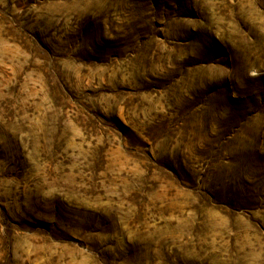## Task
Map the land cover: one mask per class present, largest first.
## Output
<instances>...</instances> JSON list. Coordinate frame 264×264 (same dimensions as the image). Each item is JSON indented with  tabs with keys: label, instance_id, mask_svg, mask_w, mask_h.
<instances>
[{
	"label": "rangeland",
	"instance_id": "374dc122",
	"mask_svg": "<svg viewBox=\"0 0 264 264\" xmlns=\"http://www.w3.org/2000/svg\"><path fill=\"white\" fill-rule=\"evenodd\" d=\"M0 264H264V0H0Z\"/></svg>",
	"mask_w": 264,
	"mask_h": 264
}]
</instances>
